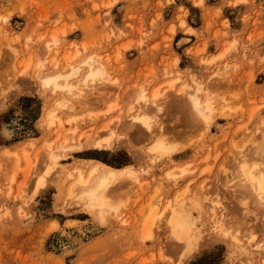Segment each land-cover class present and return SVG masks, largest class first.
Listing matches in <instances>:
<instances>
[{
	"label": "rangeland",
	"instance_id": "374dc122",
	"mask_svg": "<svg viewBox=\"0 0 264 264\" xmlns=\"http://www.w3.org/2000/svg\"><path fill=\"white\" fill-rule=\"evenodd\" d=\"M52 35L61 42L49 50ZM76 50L97 55L108 76L71 100L79 116L76 122L62 117L61 132L76 126L77 133L100 137L113 129L116 145L79 147V137L72 139L59 171L36 192V172L46 164L42 143L59 132L37 121L51 93L8 95L0 107V150L35 137L29 151L36 162L10 186L12 162L0 152V264H264V208L235 176L264 126V0H0V96L28 61L45 58L50 70L52 56L64 63ZM191 75L218 109L228 100L208 125L194 117L179 90ZM142 86L149 93L158 88L159 97L137 100ZM141 109L151 117V130L176 146L169 155L152 160L147 154L150 130L128 116ZM90 158L138 171L136 180L110 185L116 208L104 217L63 202L67 170L88 167ZM180 166L183 174L167 177ZM179 191L196 225L211 230L216 216L240 241L214 228L180 263L186 246L172 233L169 210L142 237L151 195L160 212Z\"/></svg>",
	"mask_w": 264,
	"mask_h": 264
},
{
	"label": "bare ground",
	"instance_id": "6f19581e",
	"mask_svg": "<svg viewBox=\"0 0 264 264\" xmlns=\"http://www.w3.org/2000/svg\"><path fill=\"white\" fill-rule=\"evenodd\" d=\"M59 42H61V37L52 35V37L46 41V46L51 50L53 45H57ZM79 54L80 50H76L64 63H62L57 56H52L50 58V70L46 66L45 58L42 60L38 58L37 62L35 64L33 63V65L31 61H28L15 76L11 86L4 89L0 96L1 107L2 103L9 97L8 95L13 92L33 93L36 90L44 88L51 93L52 101L50 106L45 109L37 121L41 128L55 127V129H59V132L57 131L58 134L56 139L46 140L45 143H42L46 164L42 172H36V192L44 188L59 171L58 160L63 158L65 156V150L74 144L72 142L70 143L72 139L74 140L76 137H79L77 138L79 140L77 141L80 143L79 147L92 145L98 148H113L116 145L114 137L116 131L113 129L107 135L92 137L90 133H77L78 127L75 126L69 129L67 134L62 131L65 135L59 139L63 134L61 132L64 124L62 117L65 116L68 122H76L77 116H79L78 113L71 112V109L75 106L71 100L79 98L86 86H90L98 80L106 79L108 76L105 64L97 55L89 53L81 56ZM224 54L225 51L222 50V52L212 56V59L220 58ZM28 69L33 72L26 74ZM174 80L175 79L169 81L170 86H173V82L175 83ZM179 90L185 100V106L190 108L194 117L196 116L198 119H201L206 125L214 120L215 113L220 111L219 113L223 114L225 108L229 106L228 100H225L218 109L216 107L217 105L215 106V98L209 93L205 84H203L196 75H191L190 80L184 82ZM159 95L158 88L152 93H149L148 90L142 86L141 92L137 94L136 99H142L144 103L147 104V102L155 101ZM129 108L131 109L132 105ZM109 109L110 106L107 107V111ZM144 111L143 109L136 112L131 111L128 116H131L133 121H137L142 125L139 127L144 126L150 130V134L147 135L150 143L147 144L146 152L152 160H157L165 157L167 154L169 155L176 146L168 143L163 135L154 133V131L151 130V117ZM261 122H264V119H262ZM107 126H109L108 123L102 125V128H106ZM261 132L260 137L252 139L253 145L246 157H243L242 154L240 157L241 159L237 162L235 176L238 178V184L242 185L246 192L252 195L258 204L264 208V199L261 198V176L264 175V172H262V169H264V126L261 128ZM35 140V137H31L14 146L2 147L3 151L2 149L0 150V152L4 153L3 156L5 154L6 156L8 155L10 157L9 159H11L10 162H12L10 168V170H12L10 174L8 173L9 176L6 175V177L8 176V183L10 186L17 179L19 172H23L27 175L33 165L35 160L33 161L31 159L29 147L35 144ZM3 156L1 155L2 158ZM6 158L4 157V159ZM23 161H25L24 165H22ZM185 170L186 167L183 168L181 166L179 170L171 169L167 172V177L169 176L171 179H175L178 176L177 174H183ZM67 177L70 178V180L65 185L64 205L68 207L83 206L88 211L97 213L99 217H104L107 212L116 208L115 204L111 202L108 196L110 185L120 180H136L138 178V171L132 164H125L121 167H117L101 160L90 158L88 167L77 165L74 168L68 169ZM7 191L10 192V187H8ZM60 193L62 194L61 189ZM185 202L184 191H179L175 203L169 202L168 205L159 212L156 202V193L151 195L146 204L147 216L144 220L142 237L151 235L149 223H153L157 215H163L166 210H169L168 218H166L172 233L176 238L182 239L185 243L184 246H186L180 263H184L191 257L194 248L197 247L211 231L213 232L214 228L217 229L216 231L220 234L226 237L231 235L232 240L240 241L241 238L238 235L225 229L222 223L219 222L220 220L215 219L216 216L212 218V220L216 221V225H211V230L206 229L204 226L199 227L196 225V222L184 211ZM256 245L260 246L258 243Z\"/></svg>",
	"mask_w": 264,
	"mask_h": 264
},
{
	"label": "snow or ice",
	"instance_id": "6c2138e0",
	"mask_svg": "<svg viewBox=\"0 0 264 264\" xmlns=\"http://www.w3.org/2000/svg\"><path fill=\"white\" fill-rule=\"evenodd\" d=\"M189 31H191V29H189ZM262 172H264V169H262ZM261 192V198L264 199V175L261 176Z\"/></svg>",
	"mask_w": 264,
	"mask_h": 264
}]
</instances>
